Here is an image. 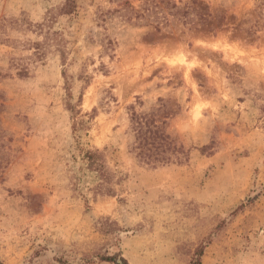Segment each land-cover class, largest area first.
<instances>
[{
    "label": "rangeland",
    "instance_id": "obj_1",
    "mask_svg": "<svg viewBox=\"0 0 264 264\" xmlns=\"http://www.w3.org/2000/svg\"><path fill=\"white\" fill-rule=\"evenodd\" d=\"M65 1L0 0V264H264V0Z\"/></svg>",
    "mask_w": 264,
    "mask_h": 264
},
{
    "label": "trees",
    "instance_id": "obj_2",
    "mask_svg": "<svg viewBox=\"0 0 264 264\" xmlns=\"http://www.w3.org/2000/svg\"><path fill=\"white\" fill-rule=\"evenodd\" d=\"M75 4L73 0H66L62 6L64 13H70ZM130 132L133 137L131 150L135 152L136 156L146 163H153L159 161H166L170 159L169 149L171 140H168L169 135L156 124V120L151 112H138L133 106H130ZM81 120L74 121V124ZM82 159L85 161L87 167L94 168L100 171L104 176L107 173L102 152L97 148L82 149ZM103 189V184L99 183L96 188L102 193L110 192V189ZM106 260L112 261L115 264L120 262L127 264L122 257L107 256ZM198 260L191 264H197Z\"/></svg>",
    "mask_w": 264,
    "mask_h": 264
}]
</instances>
